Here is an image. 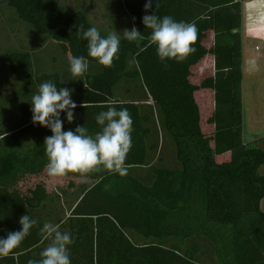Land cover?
<instances>
[{
	"label": "trees",
	"instance_id": "trees-1",
	"mask_svg": "<svg viewBox=\"0 0 264 264\" xmlns=\"http://www.w3.org/2000/svg\"><path fill=\"white\" fill-rule=\"evenodd\" d=\"M245 1L153 0L145 13L146 0H122L144 39L130 42L123 37L119 58L109 68L87 56V41L77 35L80 25L85 30L93 27L84 10L69 14L62 0H7L19 19L46 35L69 59L84 56L93 64L83 80H70L77 85V97H71L77 107L71 124L61 113L63 130L74 131L79 125L94 135L101 130L96 115L113 102L117 110L130 112L134 131L126 175L101 171L57 177L65 189L83 187L62 218L46 209L57 189L47 181L45 169L44 139L52 133L32 123L31 99L26 100L19 121L0 128V148L11 146L0 152V238L21 229L22 215L37 219L38 225L19 247L0 257V264L39 260L48 244L40 233L45 222L71 233V264H210L202 259L208 252L220 264H264V136L250 143L244 139ZM154 12L196 25V52L181 63L167 60L165 67L148 39L151 30L142 22L145 14ZM7 64L28 86L61 82L57 73L35 76L30 52H11ZM196 69L202 71L200 81ZM138 78L156 104L160 132L173 143L176 166L151 163L159 149L152 114L136 99L117 97L119 82ZM204 91L213 97L207 118L210 132L203 129L197 98ZM27 136L37 142L22 154L19 148ZM37 151L41 156H32ZM140 166H149L150 181L138 177L135 168ZM130 233L144 240L136 242Z\"/></svg>",
	"mask_w": 264,
	"mask_h": 264
},
{
	"label": "rangeland",
	"instance_id": "rangeland-1",
	"mask_svg": "<svg viewBox=\"0 0 264 264\" xmlns=\"http://www.w3.org/2000/svg\"><path fill=\"white\" fill-rule=\"evenodd\" d=\"M62 3L69 14L76 10H84L91 24L98 28L105 37L108 33L115 31L122 39L123 31L131 30L134 27L132 16L125 10L122 0H62ZM260 12H264V0H248L243 3L241 32L244 43L242 84L245 141L253 140L254 134H259L258 137L264 136V25L255 23ZM17 50L32 54L35 76L57 73L61 80L57 89H71L72 98L77 97L78 90L76 89L77 85L70 84V80H83L86 73L91 72L93 68V64H89L88 71L84 76L73 78L70 73L69 58L59 50L58 46L46 35L35 32L30 24L19 19L15 11L9 7L7 0H0V128L8 127L19 121L20 110L24 102L31 99L32 95L38 91L39 85L43 83L41 81L33 86H28L12 73L7 64V57L11 52ZM201 72L199 69L195 71L197 81L202 78ZM206 75L203 74V77ZM116 90L118 99L125 101L136 99L145 111L152 114V122L158 128L159 149L153 153L150 159L151 163L176 166L173 143L165 133L160 132L156 104L148 96L142 80L138 78L134 81L119 82ZM197 98L202 110L203 129L210 132L212 127L208 125L207 118L212 110L213 97L210 92L204 91L198 93ZM36 142L37 139L33 136L25 137L19 148L20 153L25 154L35 146ZM10 147L5 144L0 148V152ZM37 153L41 156L40 151L33 153L32 156H36ZM160 155L163 156V161L160 160ZM135 169L138 177L151 180L149 166H140ZM47 181L54 188L57 187L53 201L48 202L47 212L52 215L57 212L59 217L64 218L81 197L83 187L76 190L65 189L67 186L63 187L57 177H47ZM65 184H67V180ZM262 209H264V200ZM130 235L136 242L143 239L138 235L134 236V233H130ZM180 247L184 249L185 245ZM207 255L208 257L202 258L207 260L206 263L220 264L213 252H208Z\"/></svg>",
	"mask_w": 264,
	"mask_h": 264
},
{
	"label": "clouds",
	"instance_id": "clouds-1",
	"mask_svg": "<svg viewBox=\"0 0 264 264\" xmlns=\"http://www.w3.org/2000/svg\"><path fill=\"white\" fill-rule=\"evenodd\" d=\"M153 6V0H146L144 11L147 13ZM142 22L150 29V40L156 47V54L164 63L175 60L185 61L196 52L194 45L198 39L196 25L177 21L171 16L158 17L155 12L145 14ZM264 25V12H260L255 21ZM77 35L87 41V56L96 60L104 67H113L119 58L121 37L113 31L102 37L95 26L84 29L80 25ZM123 36L126 40L140 41L142 34L134 26L125 29ZM70 73L73 78L82 77L88 71L89 60L84 56H73L69 59ZM167 67V64L164 63ZM86 87V86H85ZM72 90L57 89V84L45 81L32 95V123L49 128L52 135L45 137L44 149L47 157L45 166L50 177H66L69 174L89 175L94 172L108 171L124 176L127 174L125 162L133 146V119L127 108L117 110L113 102H109L106 111L99 112L96 123L101 130L90 135L85 126H77L75 130H63L61 113H66L68 123L74 121V109L77 104L71 99ZM84 106V105H83ZM21 229L9 232L0 238V257H6L19 247L30 234V230L38 225V220L28 214L19 219ZM40 233L48 241L47 246L40 252V259H29L27 264H71L69 245L74 243L71 233L62 232L59 225L45 222Z\"/></svg>",
	"mask_w": 264,
	"mask_h": 264
},
{
	"label": "crops",
	"instance_id": "crops-1",
	"mask_svg": "<svg viewBox=\"0 0 264 264\" xmlns=\"http://www.w3.org/2000/svg\"><path fill=\"white\" fill-rule=\"evenodd\" d=\"M259 136V134H254V139L253 140H251V141H246L247 143H249V142H254L255 140H256V138L258 139V138H260V137H258Z\"/></svg>",
	"mask_w": 264,
	"mask_h": 264
}]
</instances>
